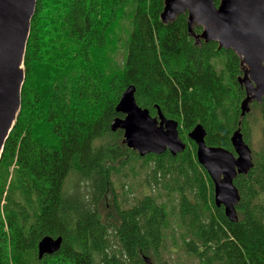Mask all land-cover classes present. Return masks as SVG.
Here are the masks:
<instances>
[{"label": "trees", "instance_id": "obj_1", "mask_svg": "<svg viewBox=\"0 0 264 264\" xmlns=\"http://www.w3.org/2000/svg\"><path fill=\"white\" fill-rule=\"evenodd\" d=\"M163 1L36 0L20 107L0 157V264H168L172 245L195 264H264V99L241 118L238 58L195 44L186 14L162 24ZM130 85L151 117L158 108L178 123L183 152L139 157L110 131ZM252 113L262 144L233 180L240 200L231 223L187 134L199 124L206 145L233 153L238 127L251 145ZM124 176H143L148 192L130 198ZM43 237L62 242L38 259Z\"/></svg>", "mask_w": 264, "mask_h": 264}, {"label": "water", "instance_id": "obj_2", "mask_svg": "<svg viewBox=\"0 0 264 264\" xmlns=\"http://www.w3.org/2000/svg\"><path fill=\"white\" fill-rule=\"evenodd\" d=\"M35 2L0 0V157L20 107L23 55ZM183 14L195 44L213 42L217 49L230 50L238 58L241 74L236 81L245 95L239 104V115L244 118L252 102L260 104L264 99V0H219L217 5L213 0H164L159 18L167 24ZM194 26L201 29L197 35L192 32ZM134 93L132 85L122 92L115 107L122 118L111 121L110 131H121L122 143L139 157L183 152L185 144L179 137L178 123L166 119L158 108L156 116L151 117L136 104ZM204 138L205 131L199 124L187 134L196 147L198 165L212 182L215 207H222L226 219L236 223L240 198L233 180L251 169L252 150L239 127L229 138L233 153L206 145ZM61 242V237H43L37 244L38 259L57 252ZM144 261L150 264L148 258Z\"/></svg>", "mask_w": 264, "mask_h": 264}, {"label": "rangeland", "instance_id": "obj_3", "mask_svg": "<svg viewBox=\"0 0 264 264\" xmlns=\"http://www.w3.org/2000/svg\"><path fill=\"white\" fill-rule=\"evenodd\" d=\"M120 22V20H118ZM118 23V22H117ZM118 25V24H117ZM116 25V26H117ZM115 29V33L118 35V33H120L119 35H121V38L124 36H126V32L124 26H120V27H115V25L113 26ZM123 41L118 42L115 45L114 48V58L115 59H119L122 57L123 54ZM48 50L51 49V46L47 47ZM48 72H50V70L48 69ZM247 122L252 125L251 131H250V138H251V150L252 151H257L259 150L261 144H262V137H261V122L259 120L258 114L256 113H252L248 118H247ZM127 179V180H126ZM122 182L126 181L125 183H127L128 186V191L132 194L129 195V197H139L141 194H146L148 192V190L144 187V178L143 176H137L135 179H130V177L124 176L121 177ZM71 187V184H70ZM172 249L174 251L171 252L170 256L167 258L168 264H195L192 259H189L186 255L183 254V252L180 251V249L178 247H175L172 245ZM166 258V257H165Z\"/></svg>", "mask_w": 264, "mask_h": 264}, {"label": "flooded vegetation", "instance_id": "obj_4", "mask_svg": "<svg viewBox=\"0 0 264 264\" xmlns=\"http://www.w3.org/2000/svg\"><path fill=\"white\" fill-rule=\"evenodd\" d=\"M200 31H201V29H200ZM200 33V32H199ZM214 202V201H213Z\"/></svg>", "mask_w": 264, "mask_h": 264}]
</instances>
